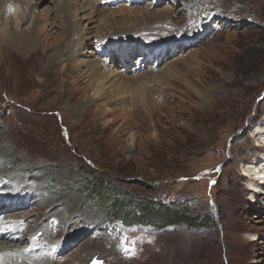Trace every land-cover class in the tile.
Returning <instances> with one entry per match:
<instances>
[{
	"label": "rangeland",
	"instance_id": "374dc122",
	"mask_svg": "<svg viewBox=\"0 0 264 264\" xmlns=\"http://www.w3.org/2000/svg\"><path fill=\"white\" fill-rule=\"evenodd\" d=\"M39 1V33L50 39L29 62L0 64V145L11 151L0 150V174L17 175L19 193L27 188L53 205L28 215L31 231L37 220L60 231L44 247L68 245L65 225L96 226L49 264H264V196L254 202V182L243 175L264 154V0H89L114 11L113 29L128 32L104 40L97 35L108 32L103 27L89 40L65 38L51 12L55 1ZM144 6L164 18L133 31L121 9ZM90 12L79 14L82 29ZM160 43L163 55L143 51ZM124 46L135 50L129 59L118 53ZM50 51L67 52L51 66ZM91 61L132 85L133 74L171 63L176 76L160 74L162 83L149 84L143 102L109 91L112 77L104 98H94L101 87L86 74ZM174 211L196 219V226L178 221ZM23 237L22 246L40 249L34 232Z\"/></svg>",
	"mask_w": 264,
	"mask_h": 264
},
{
	"label": "bare ground",
	"instance_id": "6f19581e",
	"mask_svg": "<svg viewBox=\"0 0 264 264\" xmlns=\"http://www.w3.org/2000/svg\"><path fill=\"white\" fill-rule=\"evenodd\" d=\"M36 1L39 0H0V64L2 65L10 64L11 58H14L15 60H17V62L20 61L23 64L27 63L31 59L35 58L34 56H36V54L39 53L38 46L40 42L42 43L43 41L47 42L50 39L51 37L50 33L48 34L46 33L44 35L41 34L42 36H40L39 31L41 26V18L38 15V6H35ZM42 1L43 0H40L39 2ZM54 1H55L54 2L55 8L51 9V12L55 11V14L60 17L59 19L60 23H63V27L60 29L61 30L64 29L66 31V33L62 31L63 32L62 36L64 35L65 38L76 36L78 34L80 35L83 34L86 38L83 37V35H81V39L85 38L89 40L92 37L91 36L92 32H94L95 30L98 31L99 28L101 27H103L104 30L108 29L107 30L108 32H106L105 34H103L104 32H99L97 34V35L102 34L99 35L98 37L102 38L103 40L108 38L113 39L114 36L118 37V35L128 34V32L121 31V28H119V26L118 28L113 29V25L115 24L116 21L115 19L117 14H114V11H112L111 9H108L107 12H105L104 10L101 11L102 8L96 5L97 2H91L89 0H73V1L54 0ZM87 8H89L91 12L87 14L83 19L88 21L87 24L88 26L85 27V29H82V27L80 26L81 24L79 25L80 23L79 14L87 11ZM123 9H121L123 14L122 20H126V21L129 20L130 23L128 22L129 24L128 27L130 29H133V31H139V30L143 31L146 26L153 25L154 23H158L159 20H162V18H164V16L160 15L161 13L158 14L155 11H150L147 6L126 8V10ZM49 10L50 8H48L47 12ZM135 16L139 17L141 20L138 21L139 23L137 25L132 23L133 17ZM97 24H100L99 27H97ZM80 42H81L80 45H82L85 48L87 43H85V41H80ZM118 42H121L118 44L122 45V40L121 41L119 40ZM161 45H162L161 43L156 44L155 46H150L149 48H147L146 51L145 50L143 51L146 54L148 53V56L158 57L157 55H163L164 52V46ZM176 47H178V45ZM76 48L77 46L73 47L71 51L73 54L75 53ZM123 48L122 47L119 48L118 50L119 55L123 56L124 59H129L135 50L131 49L133 48L132 46H124ZM126 49H131L133 51L131 50L126 51ZM51 52L52 51H50V55H46L47 56L46 60L49 62L51 66L52 65L56 66L63 61L64 59L63 55L67 51L64 54H62L61 51L54 53ZM166 52L167 51H165L164 53ZM91 63L95 66L88 63L86 65V68L88 70L86 71V74L88 75L90 81L98 82L99 86L101 87V89H96V91L94 92L93 95L95 96L94 98H104V95L106 94L103 93L106 90L104 82L108 78L110 79V77H112V79L113 78L114 79L112 81L110 80L108 87L109 91L111 88L113 90H117L116 93L121 96L123 94H127L128 96H132L133 94H136L137 99L143 102L145 99H148L150 91L152 92L151 89L150 90L148 89L149 87L148 85L149 84L156 85L162 83L160 81L161 79H159L160 74H163L164 76L169 78L176 76V71H175L176 66L173 65L172 63L166 66L165 68H163L160 72L158 71L156 72L152 68L147 69V71L145 72L143 71L140 72L137 69L139 72L133 74L135 75L133 77V83L135 82L136 85L135 86L129 82V79L123 78V75L120 76V74L118 75L116 74V76H112V75L107 76L108 74L106 75V72L101 71V67L98 66V63L94 64V62L92 61ZM138 81H142V82H138ZM107 111L110 110L107 109ZM263 144H264V140H263ZM262 148H263L262 151L264 153V146ZM9 149L10 146L0 145V150H2V152L3 150H5V152L8 153V151H10ZM7 153H5L4 155H7ZM4 155L3 157H6ZM4 159H2V156H0V161ZM258 165L261 166L258 167ZM4 166L6 165L4 164ZM26 168L27 166L24 167V170H22L24 174L28 173ZM2 169L3 167L0 165V172ZM263 169H264V154H262L261 159L258 161V163L254 168L251 167L250 169H248V171H246V166H244L243 175L245 177L247 176L251 177V182H253V179L255 178L264 181V173L262 171ZM1 174H0V179L2 178V180H0V241H1L0 244H2L5 247L2 250L0 248V264H49L52 262L51 257L53 256H55L53 258L55 262L56 260H58L57 258H60L62 255H64L69 250V248L70 249L72 248L71 246L72 243H75L76 241L78 242V239L81 235L83 236V234L86 235L87 232H91V231L93 232L96 230V226H94V222L89 223L85 221L83 230H81L79 227L78 229H74L70 225H65L63 228L64 236L61 237H63V239H67V241H65L63 244H68V245H61L56 248L51 247L50 248L51 252L47 253L46 249L49 248L50 245L44 247V244H46L48 241L52 239H56V235L59 234L60 231L57 232L50 231L49 224L52 221H50V223L47 222L48 224L45 226L44 222L46 221L41 222L38 220H37V225L31 231L30 230L31 222H30V218H28V215L30 213H34V214L38 212L40 213L41 210L43 209H51L53 208V205L51 204V202L47 204L40 203L38 199L34 197V193H32V190L31 193L30 192L27 193V188H21V193H19L20 190V187L18 185L19 177L17 175L12 174L14 175V177L11 175L10 178L6 179ZM31 183L33 185L40 184L39 185L40 187L42 186V183L35 181L34 179L31 180ZM250 184L252 188L251 191L260 190L255 184L253 183ZM253 196H255L254 193ZM28 202H30L31 204L26 205ZM31 205H35V206L33 207ZM66 208L67 210H69L68 206H66ZM28 209H30V211L27 212L26 210ZM31 209L34 211H31ZM22 212H26L25 214H23L26 215V217H24L23 215L21 216L18 215L21 214ZM55 215L57 216L56 210L53 211V213H51L50 219L55 218ZM17 217L22 218V220L16 222ZM66 218H68V220L71 221L69 219V216ZM64 224H67V222ZM27 231L34 232L35 237L39 238L38 239L39 243L37 242V245L40 246V249L37 250L36 245H34V243H30L29 246H22V244L26 241L24 239L25 236L23 237V235ZM254 236H255L254 238L253 236L251 237L252 240H256L255 238L257 237V235L254 234ZM19 237L24 240H22V242H19L20 241ZM70 238L72 240H68ZM100 239L102 238L100 237ZM86 241H89V239H84L78 244V246L79 245L82 246L83 245L82 243ZM17 242H19L18 245ZM104 245L105 244H103V246Z\"/></svg>",
	"mask_w": 264,
	"mask_h": 264
},
{
	"label": "trees",
	"instance_id": "16d2710c",
	"mask_svg": "<svg viewBox=\"0 0 264 264\" xmlns=\"http://www.w3.org/2000/svg\"><path fill=\"white\" fill-rule=\"evenodd\" d=\"M241 25H242V23H241ZM241 25H238V27H240ZM12 164H14V165H18V163L17 162H15V161H13V163ZM98 186H101V184H98ZM100 190H102L101 188H100ZM109 204V203H108ZM110 205L113 207L114 206V204H112V203H110ZM165 211H166V209H164ZM164 211V212H165ZM119 211L118 210H116L113 214H114V216H117L119 213H118ZM174 214L177 216L176 217V219L178 220V218H180V220H178V221H180V222H187L188 224H189V226L190 225H193V227H195L196 225H195V220L196 219H192L191 218V220H190V217H185V215L184 214H186L185 212H180V211H178V212H176V211H174ZM173 219L174 218H172V221H173ZM199 227H202V226H206V224H204L203 222L200 224V225H198Z\"/></svg>",
	"mask_w": 264,
	"mask_h": 264
},
{
	"label": "water",
	"instance_id": "95a60500",
	"mask_svg": "<svg viewBox=\"0 0 264 264\" xmlns=\"http://www.w3.org/2000/svg\"><path fill=\"white\" fill-rule=\"evenodd\" d=\"M92 264H102V262L100 261H97V260H94L93 262H92Z\"/></svg>",
	"mask_w": 264,
	"mask_h": 264
}]
</instances>
